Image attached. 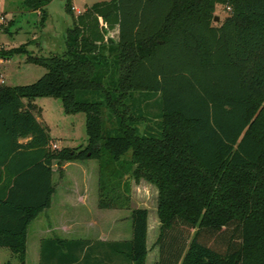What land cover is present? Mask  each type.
<instances>
[{"label": "trees", "instance_id": "16d2710c", "mask_svg": "<svg viewBox=\"0 0 264 264\" xmlns=\"http://www.w3.org/2000/svg\"><path fill=\"white\" fill-rule=\"evenodd\" d=\"M52 1L22 7L43 26ZM62 1L64 52L29 56L48 70L36 84L0 86V249L25 264L53 167L94 159L98 208L130 210L132 237L45 239L38 264H145L148 210L130 209V178L157 189L156 264H264V0H111L77 16ZM217 5L228 14L214 23ZM42 97L84 114L86 146L51 148Z\"/></svg>", "mask_w": 264, "mask_h": 264}, {"label": "rangeland", "instance_id": "374dc122", "mask_svg": "<svg viewBox=\"0 0 264 264\" xmlns=\"http://www.w3.org/2000/svg\"><path fill=\"white\" fill-rule=\"evenodd\" d=\"M23 0H0V51H9L26 44V53L15 54L9 59L0 57V81L1 85L27 86L36 84L47 74V69L41 65L32 63L29 56H47L49 54L61 55L65 50V38L67 30L73 26L72 18L64 10L62 0H53L47 6V18L45 24H40V15L34 11H26L22 7ZM111 0H73L74 16L79 15L85 8L96 3ZM80 10V13L77 12ZM76 13V14H75ZM228 14V10L217 5L215 17L221 22ZM105 40H117V29H105ZM154 113L158 96H154ZM36 116L40 123L48 130L51 145L56 144L59 148H76L86 146L87 135L85 129V116L83 113L66 114L63 110L61 100L52 97L36 98L34 100ZM142 125H140V128ZM54 144V145H55ZM57 147V149H58ZM52 148V147H51ZM54 149V148H52ZM104 158L103 161H106ZM111 167H105L108 172ZM61 172V176H60ZM100 169L98 162L94 159L85 161L68 162L63 168L53 167L52 182L54 193L51 198L52 208H47L30 223L27 229L25 264H38L40 239L53 237L49 230L51 218L57 205L66 201H75L77 195L87 197V201L98 206V178ZM128 197L130 209L144 208L148 210V223L150 233L147 238V247L154 243L159 234V223L155 219L157 206V189L141 180L138 183L133 179L128 180ZM68 189H71L68 194ZM74 190V191H73ZM75 192V193H73ZM78 200V199H77ZM59 207V206H58ZM53 215H50V214ZM103 221L104 228H110V238L129 240L132 237L131 212L127 209H114L107 214ZM115 217V220L113 219ZM154 218V222H153ZM53 220V219H52ZM158 221V220H157ZM55 223V221H53ZM80 235H76L79 237ZM153 245V244H152ZM151 245V246H152ZM155 246V243H154ZM157 258L158 248L156 247ZM150 252L146 258V264H156L152 261ZM19 264L7 249L0 250V264Z\"/></svg>", "mask_w": 264, "mask_h": 264}, {"label": "crops", "instance_id": "0c3cea01", "mask_svg": "<svg viewBox=\"0 0 264 264\" xmlns=\"http://www.w3.org/2000/svg\"><path fill=\"white\" fill-rule=\"evenodd\" d=\"M77 12L80 13V10H77ZM36 119L40 123L39 118L37 116H36ZM27 141H28L27 139H23L20 142L25 143ZM56 147L58 146L56 145ZM67 165L68 163H64L63 168H65ZM67 191H69L68 194L72 193L71 189H68ZM48 208L51 209L52 205H50ZM56 208H58L57 211L55 210V208L52 209L54 211V215L52 213L50 214V215H53V217L51 218V223H50L51 225L49 227L50 229L46 230L47 233H50V234L52 233L53 237L42 238L40 239V242L42 240L50 239V238H59V239L67 240V241L81 240V241H88L90 243L98 242V241L110 242V241L123 240L119 238H115V239L110 238L109 235L110 233H112V231L110 230V228H104V226L102 225L104 219L108 217L107 214H109V212L114 209H99L97 205L95 206L91 204L90 202H88L87 197L81 196L80 194L77 195V198L75 201L69 200V201L60 203L57 205ZM113 219L115 220V217H113ZM157 220L158 218L155 219L156 228H157V224L159 223V221ZM53 221H55V223ZM153 222H154V218H153ZM159 227H160V224H159ZM159 227H158V230H159ZM149 233H150V224L148 223V219H147V238L149 236ZM76 235H80V236L76 237ZM157 237H158V234H157ZM156 239L154 240V243L156 242ZM26 240H27V237H26ZM154 243H152L153 245L150 244V246L147 247V256L150 252V256L151 255L153 256L152 261L157 259L156 246H154ZM146 245H147V239H146ZM0 250H3V249H0ZM39 252H40V246H39ZM145 264H146V261H145Z\"/></svg>", "mask_w": 264, "mask_h": 264}, {"label": "built area", "instance_id": "2783aa9c", "mask_svg": "<svg viewBox=\"0 0 264 264\" xmlns=\"http://www.w3.org/2000/svg\"><path fill=\"white\" fill-rule=\"evenodd\" d=\"M0 83L3 84V81L1 80ZM51 147L54 148V149L57 148L56 145H54V144H52Z\"/></svg>", "mask_w": 264, "mask_h": 264}, {"label": "water", "instance_id": "95a60500", "mask_svg": "<svg viewBox=\"0 0 264 264\" xmlns=\"http://www.w3.org/2000/svg\"><path fill=\"white\" fill-rule=\"evenodd\" d=\"M215 21H218V17H215Z\"/></svg>", "mask_w": 264, "mask_h": 264}]
</instances>
